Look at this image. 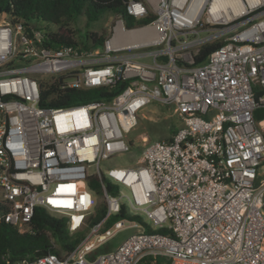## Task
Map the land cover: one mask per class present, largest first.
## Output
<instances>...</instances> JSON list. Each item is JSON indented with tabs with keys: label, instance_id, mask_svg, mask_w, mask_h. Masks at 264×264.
<instances>
[{
	"label": "built area",
	"instance_id": "obj_1",
	"mask_svg": "<svg viewBox=\"0 0 264 264\" xmlns=\"http://www.w3.org/2000/svg\"><path fill=\"white\" fill-rule=\"evenodd\" d=\"M127 13L155 16L144 27L154 39L116 37L114 27L101 48L54 49L36 25L28 34L0 22V224L25 233L40 209L67 219L71 234L89 230L66 258L18 264H264V0H130ZM206 45L218 47L195 65ZM118 84L109 100L41 104L50 91ZM153 103L180 118L174 137L143 138L136 165L103 169L129 151ZM90 177L107 205L95 224ZM121 231L132 233L88 258Z\"/></svg>",
	"mask_w": 264,
	"mask_h": 264
},
{
	"label": "trees",
	"instance_id": "obj_2",
	"mask_svg": "<svg viewBox=\"0 0 264 264\" xmlns=\"http://www.w3.org/2000/svg\"><path fill=\"white\" fill-rule=\"evenodd\" d=\"M129 1L0 0V17L6 16L7 20L13 25L22 24L28 34H31L34 25H36V30L42 31L47 39L45 44L54 49L62 46H83L85 49L91 50L103 47L105 38L87 32L79 40L78 34H81L82 31L76 29L74 23L80 17L87 18L88 22L91 23L98 21L105 14H113L119 17L126 30L144 28L154 21L155 16L153 15L143 19H135L128 15L127 5ZM217 47L218 45L204 46L199 55L195 57V65L204 64ZM123 87V84H118L111 92L104 88L86 92L68 91L64 97L50 91L47 94L53 92L54 99L51 103H46L44 96L41 104L47 107H67L92 100H109L119 94ZM262 117V115L258 116V119ZM177 131L173 130L172 133L175 135ZM88 185L104 200L97 178L90 177ZM108 190L114 194L113 186L109 185ZM106 210V208L98 209L97 207L98 212L92 224L102 220ZM124 216V213L114 216L108 222L106 228L123 219ZM159 232L166 233L165 230ZM85 234L84 231L71 234L67 219L53 217L44 210L38 209L29 230L25 233H19L16 227L5 223L0 224V264H18L25 259L34 260L38 258V252H47L48 254H56L60 258H66L80 245L85 238ZM95 252L105 253V245ZM144 264H167V259L160 258L155 263L146 260Z\"/></svg>",
	"mask_w": 264,
	"mask_h": 264
},
{
	"label": "rangeland",
	"instance_id": "obj_3",
	"mask_svg": "<svg viewBox=\"0 0 264 264\" xmlns=\"http://www.w3.org/2000/svg\"><path fill=\"white\" fill-rule=\"evenodd\" d=\"M156 1L157 0H154V2ZM119 21V17L108 13L102 16L98 21L91 23L88 22L87 18L80 17L74 23V27L82 31L81 34H78L79 40H81L82 35H85L87 32H89L104 37L106 41L111 37L112 31ZM0 22H8L7 17H0ZM149 35L148 36L152 38V35ZM146 62L152 63L151 59L146 60ZM180 126V118L172 108L165 107L158 103H153L142 114H140L137 126L133 131L128 133V142L130 145L129 151L119 154L111 161L104 163L102 168L108 169L110 167L116 166L132 167L136 165V162L141 158L143 154L145 146V141L143 140V138H147L148 142L154 140L170 141L174 137V134L172 133L173 130L177 131ZM260 175L262 176L260 180H264V166L260 169ZM95 198L98 203V209L107 207L105 201L102 200L101 197L97 196ZM97 207L95 209L96 215L98 212ZM95 214L91 219L95 217ZM88 232V229L84 231V233L86 234ZM131 233L132 231H121L116 235L114 239L111 240L110 245L112 247H114L115 245H119ZM90 257L91 254L88 256V258ZM167 264H170V261L168 259Z\"/></svg>",
	"mask_w": 264,
	"mask_h": 264
},
{
	"label": "crops",
	"instance_id": "obj_4",
	"mask_svg": "<svg viewBox=\"0 0 264 264\" xmlns=\"http://www.w3.org/2000/svg\"><path fill=\"white\" fill-rule=\"evenodd\" d=\"M120 22V21H119ZM115 28H116V31L118 32L117 34H119V35H125V36H127L128 34H130V33H133V32H136V31H144V30H146V29H149V28H142V29H138V30H136V31H126L125 30V28H124V25L120 22L119 24L117 23L116 24V26H115ZM120 31V32H119ZM149 34H151V35H153V34H155V31L153 30V29H150V31L148 32V33H143L142 35H141V37H139L140 39H144L143 37L145 36V38H148L150 35ZM149 35V36H148ZM148 36V37H147ZM140 39H138V40H140ZM111 242V241H110ZM110 242L109 243H106L105 244V248H106V250H109V249H111V250H115L119 245H115L114 247H112L111 245H110Z\"/></svg>",
	"mask_w": 264,
	"mask_h": 264
},
{
	"label": "bare ground",
	"instance_id": "obj_5",
	"mask_svg": "<svg viewBox=\"0 0 264 264\" xmlns=\"http://www.w3.org/2000/svg\"><path fill=\"white\" fill-rule=\"evenodd\" d=\"M150 31V29H146L144 31H136V32H133V33H130L126 36V38H128L130 41H138V39H140L139 37H141V35L145 32V33H148ZM120 32V31H119ZM118 33V32H117ZM116 37H120L119 34H117ZM148 37V36H147ZM155 37V34L152 35V39H154ZM145 38V36L143 37Z\"/></svg>",
	"mask_w": 264,
	"mask_h": 264
},
{
	"label": "water",
	"instance_id": "obj_6",
	"mask_svg": "<svg viewBox=\"0 0 264 264\" xmlns=\"http://www.w3.org/2000/svg\"><path fill=\"white\" fill-rule=\"evenodd\" d=\"M140 29H142V28H140ZM136 30H138V29H134V30H126V31H136ZM110 251H112L111 249H109V250H106V252H110ZM105 252V253H106ZM101 254V253H100ZM98 252H94L93 254H91V257H90V259H93V258H95L97 255H100ZM103 254V253H102ZM48 255V253L47 252H38L37 253V257H42V256H47Z\"/></svg>",
	"mask_w": 264,
	"mask_h": 264
}]
</instances>
